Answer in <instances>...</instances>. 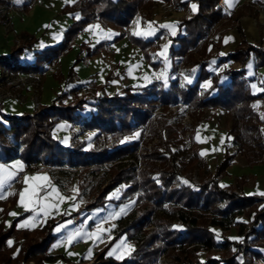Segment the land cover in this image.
I'll return each mask as SVG.
<instances>
[{"label": "trees", "instance_id": "1", "mask_svg": "<svg viewBox=\"0 0 264 264\" xmlns=\"http://www.w3.org/2000/svg\"><path fill=\"white\" fill-rule=\"evenodd\" d=\"M174 1L180 6H187L189 0ZM193 1L197 10H192L172 23L173 34L169 47L173 56L183 57L186 53L198 50L205 59L191 61L194 73H191L184 86H181L175 75L167 83L160 82L158 86H127L121 93L111 96L103 93L78 97L75 92L77 86L73 85L69 88L72 91L69 100H63L68 90L62 89L49 103L39 104V108L30 112L19 113L7 112L0 102V160L20 157L25 163L42 160L51 164L68 162L88 165L114 159L125 152L135 156L137 140H122L121 136L131 133L138 123L148 122L154 130L155 126L149 118L155 98L164 106L179 99L184 103H192L195 108L220 105L226 109L227 118L231 120L228 132L232 133L230 140L235 149L249 153L247 145L264 147L261 132L258 131L261 118L251 106L257 98L264 95V89L257 91L256 83L252 80L258 77L246 76L243 68L250 53L258 55L257 65L264 64V49L250 42L246 49L238 46L233 50L228 49L222 55L219 54L218 45L206 48L205 33L214 22L225 17L227 12L218 5L217 0ZM31 2L32 0H24L21 8L27 10ZM153 2L154 0H74L66 3L61 9L77 11L78 15L70 22L63 39L44 45L33 53L32 62L25 63L19 59L18 51L32 48L35 37L33 34L21 32L22 36L26 35L25 44L12 48L7 54L1 53L0 64L11 70H38L45 61L55 56L85 23L97 19L104 27L120 29L129 24L135 15L142 16L144 10ZM262 7L264 8V3ZM160 30L152 38L134 34H130V37L147 55L148 45L155 41ZM123 35L124 32L118 31L109 40L114 41ZM95 51L97 47H90V53ZM214 57H217V60L219 57H222V60H237L240 67L224 66L219 71L223 75L221 78L219 72L206 66L208 60ZM70 72L72 66L69 68ZM54 74L58 79H62L58 71ZM203 76H210L215 81L214 85L204 88L199 86ZM57 117L78 123L81 129L95 128L93 140L96 146L82 150L84 140L68 144L54 135H44V125ZM158 124L162 129L163 140L144 154L140 182L136 180L129 162L117 167L110 183H123V191L131 194L138 185L149 189L148 196L161 208L162 214L148 221L156 223L159 229L149 232L142 230L141 226L147 221L151 208L142 204L123 225L128 238L134 242L133 249L120 259L105 255L101 249L98 252L102 259L100 264H151L159 250L171 251V261L168 264H251L253 257L264 260V251L257 247L261 245V242L257 241L259 237H264V195L255 191L246 192L240 177H237L232 185L222 187L216 175V172H222L227 167L234 152L226 150L223 157L216 162L215 172L209 175L201 174V179L195 182L191 178V172L195 166L202 168L203 164L197 146L184 142L181 136L184 127L178 119L168 124L164 118H160ZM108 131H113L117 138L110 146L104 145L103 141ZM3 201L4 204L7 201L12 204L14 199L9 195ZM102 201L99 194L95 195L88 201L87 207L98 206ZM244 208L247 219H235L236 214ZM202 211L219 213L220 218L213 219V223H236L238 236L223 235L221 239L214 238L212 231L207 229L205 224L198 222ZM29 212L28 209L22 210L12 217L7 230L2 229L3 224L0 221V264H52L60 257L56 252L47 250L53 233L45 224L35 229L16 226V220ZM12 233H15V236L9 246L7 242ZM155 240L161 241V244H156ZM199 242L208 248L220 246L224 252L218 256L208 255L205 259H200L195 253ZM146 245L150 247L146 248ZM230 250L233 252L229 253ZM242 253H245L246 257H243Z\"/></svg>", "mask_w": 264, "mask_h": 264}, {"label": "rangeland", "instance_id": "2", "mask_svg": "<svg viewBox=\"0 0 264 264\" xmlns=\"http://www.w3.org/2000/svg\"><path fill=\"white\" fill-rule=\"evenodd\" d=\"M1 2L12 3L11 0ZM235 2L236 4L231 5ZM217 3L223 10H226L227 15L214 22L208 28L204 35L206 48H214V46L218 45L220 55L225 54L228 49L233 50L238 46L246 49L249 42L264 49V8L262 7L264 0H227V3L226 0H223V4L220 0H217ZM192 4H194L193 0H189L187 6H180L174 0H154L153 4L144 10L142 16L139 14L135 15L126 26L120 29L112 26L108 27L109 30L124 32L123 36L125 38L117 40L114 44L110 43L112 41L108 39L102 44L97 42L93 44V46L97 47V51L93 53L89 52L90 45H87L84 39L79 44H74L68 52L59 57L56 71L62 76L61 82L63 83L53 90V96L50 97L49 102L62 89L68 90L63 100H69L72 94L69 88L73 85L77 86V89H75L77 96L80 93L85 96H95L103 93L111 96L121 93L127 86L148 85L150 87L153 84L158 86L160 82L167 83L175 75L178 77L181 86H184L191 73H194L192 69L194 65L191 61L205 59L198 50H194L193 53H186L183 57L179 55L173 56L169 47L171 45V35L173 34L171 31L173 30L172 23L181 16L191 13ZM67 12L69 10L65 13ZM0 20L3 23L5 21L2 17ZM52 23L49 25L48 31L40 37L42 42L46 39H57L59 41L65 37V25L59 28V21L56 26H53ZM0 28V39L5 43H10L11 41L7 39L8 34L3 31L1 23ZM159 28H162V30ZM89 30L87 29L86 32L88 33ZM159 30L158 37L152 44L148 45L147 55L140 45L132 41L130 37V34L139 33L137 35L152 38ZM56 31H58L57 35L54 34ZM184 32V29H182V33ZM228 37H231V39L225 42ZM19 39L21 41V37ZM70 39L67 40V43H69ZM42 42L35 43L30 51L28 49L19 50V59L25 63L32 62L33 53L45 45ZM84 50H86L85 53ZM222 59V57H219V60H217V57L211 58L206 66L216 72H219L224 66L231 68L240 67V62L237 60ZM257 60L258 55L250 53L243 68H245L246 76L258 77L252 80V82L256 83L258 91L264 89V64L257 65ZM0 66L4 65L0 64ZM70 66H72V72L69 73ZM3 72L0 68V75H2L0 77V93L5 90L12 91L15 96H10V98L16 100L10 99L9 96H0V102L2 103V100L5 99L4 104L7 108L10 106L15 108L21 104L22 111L30 112L33 108L24 109L29 106V101H32L35 107L37 102L38 104L44 103L41 101L40 84L35 80L42 76H29L24 78L23 81L12 82L3 77ZM214 82L210 76H203L199 86L202 88L205 85L211 87ZM6 98L9 99L6 100ZM251 106L256 115L261 118L258 122V131L261 132V139L264 142V95L257 98ZM160 118H164L168 124H172L178 119L184 127L183 132H181L184 142L188 145L197 146L203 164L202 168L195 166L191 172V178L195 182L201 179V174L209 175L214 173L216 162L228 150L234 153L227 167L222 172H216L218 182L229 186L235 182L237 177H240L246 192L264 193V147L260 148L253 144L247 145L246 149L249 153L235 149L230 140L232 133L228 132L231 120L227 118L226 109L220 105H206L201 108H195L192 103H184L180 99L164 106L159 99L155 98L149 118V121H152L153 126H155L154 130L148 122L138 123L131 133L121 136L122 140L131 138L137 140L135 156L125 152L121 156L111 160H104L99 164L82 165L79 163L73 166V164L64 162L53 164L48 170H44L56 182L58 189L66 195V198H64L65 202L73 205L68 206L66 209L62 206L56 210L60 212L59 215L45 218L35 226L24 224L21 221L22 218L16 220V226L19 227V225L24 224L35 229L45 224V227H48L51 232L54 225L58 222L64 221V219L67 222L69 221L67 224L72 229L70 231L74 230L71 232L72 235H69L72 240L69 241V237L65 239L55 238L58 240H53L52 237L47 247L48 251H54L60 255L58 260L56 259L52 264H100L102 259H100L98 252L101 249L105 255H109L111 252L112 255L110 256L117 259L122 258L134 247V242L128 238L123 225L133 216L135 209L142 207V204L151 207L147 214V221L141 226L142 230L149 232L152 229H156L158 231V225L148 220L157 218L160 213L162 214V211L148 196L149 189L138 185L131 194L123 191V183L112 185L110 182L116 174L117 167L129 162L133 168L136 180L140 182L141 170L144 168V154L150 152L163 140L162 129L158 124ZM64 120L66 127L64 126L50 135H54L68 144H75L84 140L82 150L96 146L93 140L95 128L81 129V126L76 127L69 124L67 119L64 118ZM46 125L42 128V130L46 128L44 133H48ZM115 139L117 138L113 131L106 132L103 139L104 145L110 146ZM202 152L204 155H201ZM29 169L40 171L34 168ZM50 194L49 192L47 195L49 196ZM98 194L103 201L98 206L87 207L88 201L94 198L95 195L98 196ZM9 195L12 196V193L0 200V221L4 230H7L9 220L14 217L8 214V210L14 202L9 204V201H7L4 204L3 201ZM53 198L54 194L52 193L51 200L48 201L49 206H52ZM245 209L237 213L235 219H247ZM74 214L76 215L75 220L72 219ZM218 218H220L218 212L202 211L198 216V222L205 224L206 228L212 231V236L216 239H221L223 235L229 237L238 236L236 223L233 221H225L223 224L213 223V219L217 220ZM66 229V226H63V230ZM14 236L15 233H12L10 240ZM78 239L81 240L77 243ZM257 241L261 242V245L257 247L264 251V237H259ZM155 243L161 244V241L155 240ZM63 246L70 247V249L66 251L64 248L65 251L63 252ZM78 247L81 248L79 249V251L81 250L80 252L83 250L86 252L84 256L82 253H77ZM149 247V245H146V248ZM223 252L224 250L220 246L215 245L208 248L201 242L197 244L195 250L197 257L200 259H205L208 255L218 256ZM232 252L233 250L229 251V253ZM69 253L72 254L69 255ZM242 255L246 257L245 253H242ZM170 261L171 251L159 250L151 264H168ZM251 264H264V260L260 257H253Z\"/></svg>", "mask_w": 264, "mask_h": 264}, {"label": "crops", "instance_id": "3", "mask_svg": "<svg viewBox=\"0 0 264 264\" xmlns=\"http://www.w3.org/2000/svg\"><path fill=\"white\" fill-rule=\"evenodd\" d=\"M23 1L24 0H11L12 8L10 10L9 16L10 22L12 24L11 29L6 30L5 23L0 20V23L3 26V31L8 34L7 39L11 41L10 43H5L0 39V54H7L12 48L18 45L25 44L24 40L26 38V35L22 36L21 32H26L27 34L34 35V46L35 43L37 44L42 42L40 37L46 31H48L47 29L52 22V25L56 26L57 22L59 21V28L65 25L67 29L70 22L78 15L77 11H69L65 13L66 11H63L61 9L64 3L71 2L73 0H32L31 5L27 10L21 8V4ZM234 4H236V2L232 3L231 5ZM97 25L99 27H96ZM87 29H90L88 33L86 32ZM116 33V31L109 30L108 27L102 26L99 20L94 19L85 23L82 28H80L77 33L69 40V50L74 44H79L83 39L87 42V45H90V47H92L93 44L97 42L99 44H101L102 42L105 43L107 39L109 40ZM54 34L57 35L58 31L54 32ZM20 37L22 42L19 39ZM122 38L125 37L122 36L110 43L114 44L117 40ZM56 42H58L57 39H46L42 43H45V45H47ZM26 49L30 51L31 49H33V47L30 49ZM35 80L40 84L41 101H43L44 103L49 102L50 97L53 96V90L63 83L61 82L62 79H58L55 77V74L45 75L41 78H36ZM9 98H6V100ZM10 99L15 100L14 98ZM4 101L5 99L2 100V107L7 112L19 113L22 111L21 104H19L15 108H12L11 106V108H7V106L4 104ZM28 105L29 106L24 109L35 108L32 101H29ZM45 177L47 179H44ZM25 178H28L27 182L25 181ZM25 189H27V191H25ZM33 191H35L39 195L33 196ZM22 192L24 193L23 202H21ZM49 192L51 194L48 196L47 194ZM10 193H12L14 203L9 208L8 214L12 217L13 215H10V213L17 214L22 210H30V212L21 219V221L26 225L30 224L32 226H35L45 218L55 217L56 215H59L60 212H57L56 210L60 209L62 206H64V209H66L68 206L73 205L67 204V202H65L64 198H66V195L58 189L56 182L51 178L48 172L30 170L27 166V163H25L20 157H15L6 161L0 160V195L5 198ZM52 193L54 194V198L52 206H49L48 201L52 199H50ZM40 196H43L45 198L40 199ZM61 197H63V199H61ZM67 223H69V221L67 222L64 219V221L62 220L61 222H58L56 225H54V228L52 229L53 231L51 230V233L53 232V240H58L60 238L65 239L66 237H69V235H72L71 232H73L74 230L70 231V225H68ZM63 226H66L68 230H63ZM57 228H59L60 230L57 231ZM80 240L78 239L77 243ZM64 246L62 247L63 252L65 251L64 248L66 249V251L70 249V247L68 248ZM79 249L81 248L78 247L77 253H82V255L84 256L86 252L84 250L80 252L81 250L79 251Z\"/></svg>", "mask_w": 264, "mask_h": 264}, {"label": "built area", "instance_id": "4", "mask_svg": "<svg viewBox=\"0 0 264 264\" xmlns=\"http://www.w3.org/2000/svg\"><path fill=\"white\" fill-rule=\"evenodd\" d=\"M220 1L223 4V0H220ZM11 8H12V3L8 4L6 2L0 1V19L2 17L5 20L4 23L6 24V27H5L6 30L11 29V27H12V24H11L10 18H9ZM69 48H70V43H66L55 56H52L49 60L45 61L42 65V67L38 70H29V71L15 70V71H11V69L6 68L5 66H0V68L4 71L3 77L9 81L18 82L20 80L23 81L24 78L29 77V76L39 77V76H44V75H48V74H54L56 72V69H57L59 57L62 54L66 53L69 50ZM85 51L86 50H84V53H85ZM0 96H2V97H4V96L14 97L15 95L13 94L12 91L5 90V91L0 93ZM84 96L85 95H83L81 93L78 94V97H84ZM86 96H88V95H86ZM35 108H39L38 102H37V106ZM69 124L74 125L76 127H78V126L80 127V124L75 123V122H69ZM64 126L66 127V123H65L64 118H61V117H57V118L52 119L46 125V127L48 128L49 134H51L52 132H55L59 129H62V127H64ZM44 130H46V128L42 130V133L44 135H48L47 132L44 133ZM75 165H77V164H73V166H75ZM27 166L29 168H34L36 170L44 171V170H48L51 166H53V164L40 160V161L27 163ZM60 188L63 189V187H61V186H60ZM72 219L73 220L76 219L75 214L72 216Z\"/></svg>", "mask_w": 264, "mask_h": 264}, {"label": "snow or ice", "instance_id": "5", "mask_svg": "<svg viewBox=\"0 0 264 264\" xmlns=\"http://www.w3.org/2000/svg\"><path fill=\"white\" fill-rule=\"evenodd\" d=\"M226 3H227V0H226ZM191 7H192L193 12H195L197 10V6L195 4H192ZM96 27H99V26L97 25ZM137 34H139V33H134V35H137ZM229 39H231V37L226 38L225 42H227V40H229ZM205 87H207V85H205ZM253 87H255V85H253ZM201 155H204V153L202 152ZM27 179L28 178H25V181L26 182H27ZM44 179H47V178L45 177ZM221 186L223 187V185H221ZM25 191H27V189H25ZM32 195L33 196H38L39 194L36 193L35 191H33ZM261 195H264V193H261ZM3 198L4 197L2 195H0V199H3ZM39 198L40 199H44L45 197L40 196ZM61 199H63V197H61ZM23 200H24V193L22 192L21 193V202H23ZM10 215L15 216L16 213H10ZM24 226H25L24 224L19 225V227H24ZM56 230L59 231L60 229L57 228ZM68 239H69V241H71L72 240V237L70 236ZM7 243H8L9 246H11L13 242L11 240H9ZM71 254L72 253H69V255H71ZM109 255H112V253L110 252Z\"/></svg>", "mask_w": 264, "mask_h": 264}]
</instances>
